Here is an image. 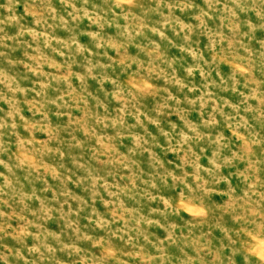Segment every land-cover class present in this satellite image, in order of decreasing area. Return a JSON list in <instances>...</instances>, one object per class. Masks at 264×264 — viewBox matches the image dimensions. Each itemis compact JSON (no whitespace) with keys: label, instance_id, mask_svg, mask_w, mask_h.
I'll use <instances>...</instances> for the list:
<instances>
[{"label":"rangeland","instance_id":"374dc122","mask_svg":"<svg viewBox=\"0 0 264 264\" xmlns=\"http://www.w3.org/2000/svg\"><path fill=\"white\" fill-rule=\"evenodd\" d=\"M0 264H264V0H0Z\"/></svg>","mask_w":264,"mask_h":264}]
</instances>
